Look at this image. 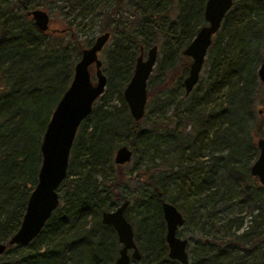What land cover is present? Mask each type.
Masks as SVG:
<instances>
[{
	"label": "trees",
	"instance_id": "16d2710c",
	"mask_svg": "<svg viewBox=\"0 0 264 264\" xmlns=\"http://www.w3.org/2000/svg\"><path fill=\"white\" fill-rule=\"evenodd\" d=\"M204 2L0 0V242L19 226L44 128L80 50L92 32L109 33L99 52L105 86L76 130L58 205L28 244L5 249L0 264H112L120 244L100 217L123 200L138 264H180L167 256L162 201L189 227L187 264H264V187L249 173L256 137H264L256 73L264 59V0L232 1L185 94L182 50L204 24ZM53 7L65 27L37 31L27 12ZM152 45L147 111L134 121L122 90L139 48ZM153 78L161 91L170 83L176 97L146 118ZM121 145L131 158L115 165Z\"/></svg>",
	"mask_w": 264,
	"mask_h": 264
},
{
	"label": "water",
	"instance_id": "95a60500",
	"mask_svg": "<svg viewBox=\"0 0 264 264\" xmlns=\"http://www.w3.org/2000/svg\"><path fill=\"white\" fill-rule=\"evenodd\" d=\"M232 1L205 0L204 24L182 50V54L189 58L187 74L182 80L185 94H188L197 83L212 36L218 30L224 14L232 6ZM27 15L37 31L41 33L50 31L51 22L46 10L33 8ZM108 38L109 33L104 31L80 50L73 65L70 82L55 103L44 128L39 144L40 165L35 185L27 197L18 228L6 241L0 242V255L10 246L26 245L35 238L58 205L56 190L66 176L69 152L76 130L90 113L93 103L102 94L105 86L106 78L101 71L98 53ZM156 57L155 45L145 50V56L139 48L132 73L123 87L122 98L134 121L140 120L144 114L147 81ZM256 73L258 81L264 85V59L260 61ZM255 144L257 155L249 167V173L264 187V137L257 136ZM130 158L131 150L121 145L114 152L113 162L115 165H123L128 163ZM127 204L128 200H123L112 210L101 213V223L114 230L120 244L118 255L112 264H134L139 259L132 226L123 215ZM161 215L165 225L164 242L168 258L180 264H187V240L177 235V229L183 223L180 212L173 204L162 201Z\"/></svg>",
	"mask_w": 264,
	"mask_h": 264
},
{
	"label": "rangeland",
	"instance_id": "374dc122",
	"mask_svg": "<svg viewBox=\"0 0 264 264\" xmlns=\"http://www.w3.org/2000/svg\"><path fill=\"white\" fill-rule=\"evenodd\" d=\"M48 12L49 18H50V22H51V26L55 27V28H63L65 27V20L62 18V15L60 14V12L56 9V7L53 9H51L50 11L45 9ZM93 34H89V37L93 39L95 38V36L97 35V32H92ZM109 44V41L107 40L104 47H106ZM103 47V48H104ZM143 56H145V50L143 51ZM98 58L100 60L103 59V53H98ZM157 59V57H156ZM189 59V58H188ZM156 63V61H155ZM155 66V64H154ZM154 68V67H153ZM153 72V70H152ZM151 72L150 76H153L154 74ZM202 72V71H201ZM173 77V76H172ZM166 81H168V78L165 79ZM172 80L171 77H169V81ZM150 93H152V101L153 103L151 104V106H149L148 110L149 112L146 115V118L151 117V118H155L158 117L159 114V110L158 107L162 106L164 104V102L169 101L171 98H173V100L176 97V94H174V92L172 91V85L169 83L165 90L160 89V85L157 83V79L153 78V81L150 83V85L148 86ZM147 89V86H146ZM161 91V92H160ZM259 94L264 95V85H261V88H259ZM260 108V107H257ZM146 108L144 109V112H146ZM186 131V130H185ZM131 162L129 164L126 165V169H128V167L130 166ZM131 189V187L129 188ZM177 235L180 236L181 238H185L186 240L190 237L191 233L189 231V227H185V226H180L177 229ZM140 262H134V264H138Z\"/></svg>",
	"mask_w": 264,
	"mask_h": 264
},
{
	"label": "flooded vegetation",
	"instance_id": "af4514ba",
	"mask_svg": "<svg viewBox=\"0 0 264 264\" xmlns=\"http://www.w3.org/2000/svg\"><path fill=\"white\" fill-rule=\"evenodd\" d=\"M126 164V163H125ZM124 165V164H123Z\"/></svg>",
	"mask_w": 264,
	"mask_h": 264
}]
</instances>
